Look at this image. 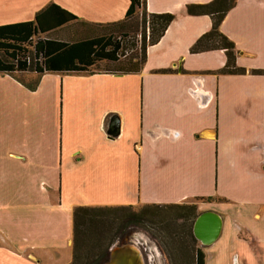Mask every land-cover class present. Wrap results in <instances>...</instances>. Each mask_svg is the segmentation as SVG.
<instances>
[{
    "label": "crops",
    "instance_id": "crops-1",
    "mask_svg": "<svg viewBox=\"0 0 264 264\" xmlns=\"http://www.w3.org/2000/svg\"><path fill=\"white\" fill-rule=\"evenodd\" d=\"M210 1L144 0L145 12L174 18L137 73H44L33 91L0 74V264H68L75 206L189 201L221 223L204 264H264V73L252 72H264V0H235L218 26L240 74L224 71V50L189 52L211 19L185 6ZM50 3L77 18L50 34L70 36L85 34L75 24L119 22L128 7L0 0V25Z\"/></svg>",
    "mask_w": 264,
    "mask_h": 264
},
{
    "label": "trees",
    "instance_id": "trees-1",
    "mask_svg": "<svg viewBox=\"0 0 264 264\" xmlns=\"http://www.w3.org/2000/svg\"><path fill=\"white\" fill-rule=\"evenodd\" d=\"M234 2L211 0L203 4H188L185 13L193 16L207 15L211 19L210 30L194 42L189 52L224 50V71L240 74L243 69L235 68L233 63V44L218 31L223 16ZM173 18L168 13L145 12L144 0H128L123 19L105 25L118 28L130 24L133 27L140 26L141 41L137 58L125 54L124 43L129 38L128 32H120L118 37L102 34L72 41L50 38L48 35L51 32L77 22L75 15L50 3L36 12L30 21L0 25V74L13 76L25 88L33 91L44 73L83 74L100 62L115 64V69L108 73H137L144 63L146 46L157 42ZM25 73H32L34 79L27 82L17 77V74ZM145 206L149 208L157 205ZM191 208L194 209V206ZM107 213L111 216L108 220ZM71 218V260L68 264H103L112 243L115 240L120 243L127 241L126 236L132 232V226L138 224L141 214L132 212L131 206H75ZM106 234L110 235L108 242H105ZM192 257L193 264H204L200 249H195Z\"/></svg>",
    "mask_w": 264,
    "mask_h": 264
},
{
    "label": "rangeland",
    "instance_id": "rangeland-1",
    "mask_svg": "<svg viewBox=\"0 0 264 264\" xmlns=\"http://www.w3.org/2000/svg\"><path fill=\"white\" fill-rule=\"evenodd\" d=\"M140 16V14L138 15ZM138 18V17H137ZM139 21V18H138ZM74 25V24H73ZM73 30L82 31L85 29L84 35L70 36L64 34L62 31L54 32L48 35L50 38H62L66 41L74 39H81L89 36H98L102 34H112L118 37L120 32H128L129 38L124 43L125 54L128 56L134 55L139 57L140 49V26L133 27L131 24L127 27L118 28L117 26H80L75 24ZM69 30V28H67ZM64 31V30H63ZM125 61V59H121ZM115 64L100 62L95 68L90 69L87 73H108L115 69ZM85 74V73H83ZM20 77L24 81H31L34 79L32 73L22 74ZM198 201H189L177 206L167 207L164 205H157L156 207H148L145 205L133 206L131 211L141 214V219L138 224L133 225V230L128 234L127 240L141 241L138 247L141 251L143 264H193V252L200 246L192 236L193 221L197 216ZM194 206V209L191 208ZM141 211V212H140ZM107 220L110 219L107 213ZM106 220V221H107ZM106 230V228H105ZM104 230V231H105ZM105 242L110 240V235H104ZM118 241H114L116 243ZM143 249H146L143 251ZM147 257L145 263L144 257Z\"/></svg>",
    "mask_w": 264,
    "mask_h": 264
},
{
    "label": "water",
    "instance_id": "water-1",
    "mask_svg": "<svg viewBox=\"0 0 264 264\" xmlns=\"http://www.w3.org/2000/svg\"><path fill=\"white\" fill-rule=\"evenodd\" d=\"M117 134V120L112 119L107 125L106 135L113 138ZM220 225V219L215 213L208 211L199 213L193 221L192 235L201 246H208L218 237ZM103 264H143V258L135 241L127 240L111 245Z\"/></svg>",
    "mask_w": 264,
    "mask_h": 264
},
{
    "label": "clouds",
    "instance_id": "clouds-1",
    "mask_svg": "<svg viewBox=\"0 0 264 264\" xmlns=\"http://www.w3.org/2000/svg\"><path fill=\"white\" fill-rule=\"evenodd\" d=\"M179 136H182V133H179L178 130H170L169 138L177 139Z\"/></svg>",
    "mask_w": 264,
    "mask_h": 264
},
{
    "label": "flooded vegetation",
    "instance_id": "flooded-vegetation-1",
    "mask_svg": "<svg viewBox=\"0 0 264 264\" xmlns=\"http://www.w3.org/2000/svg\"><path fill=\"white\" fill-rule=\"evenodd\" d=\"M192 236H193V235H192ZM193 238H194V237H193ZM135 243H136L138 246H140L141 241H139V240L137 239ZM202 247H203V246L200 245V246H198L196 249H200V251H202ZM144 250H146V249H143V251H144ZM143 257H144V260H145V263H146V262H147V260H146L147 257H146L145 255H144Z\"/></svg>",
    "mask_w": 264,
    "mask_h": 264
},
{
    "label": "bare ground",
    "instance_id": "bare-ground-1",
    "mask_svg": "<svg viewBox=\"0 0 264 264\" xmlns=\"http://www.w3.org/2000/svg\"><path fill=\"white\" fill-rule=\"evenodd\" d=\"M137 247H139L137 244H136Z\"/></svg>",
    "mask_w": 264,
    "mask_h": 264
}]
</instances>
